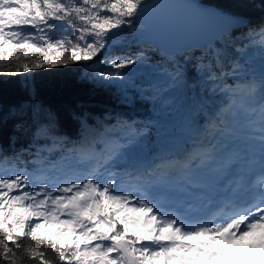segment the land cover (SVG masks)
I'll return each mask as SVG.
<instances>
[{
    "label": "snow or ice",
    "instance_id": "1",
    "mask_svg": "<svg viewBox=\"0 0 264 264\" xmlns=\"http://www.w3.org/2000/svg\"><path fill=\"white\" fill-rule=\"evenodd\" d=\"M148 5L149 0H0V75L86 64L113 45L131 46L125 33L135 30ZM251 7L260 13L255 24L249 16L220 17L264 53V0H253ZM61 26L71 36L61 34ZM146 59L142 50L101 59L96 63L106 69L95 78L106 84L124 81L129 75L124 70ZM191 59L207 79L220 82L213 90L227 103L212 114L191 148L159 163L115 170L140 136L121 119L97 126L104 136L99 153L81 143L69 155L62 153L61 159L71 162L67 171L55 162L45 168L43 153L65 146L53 114L36 102L11 113L21 117L17 128L30 131L31 140L11 155L0 148V166L8 168L0 173V264L26 259L33 264H264V73L259 83L228 84V77L239 78L244 69L236 62L225 70L223 45H207ZM27 114L31 126L23 119ZM241 116L245 128L238 130L234 125ZM90 134L88 120H82L81 141ZM235 140L245 145L244 156L237 157L245 170L258 159L254 183L246 184L244 171L232 175L241 166L229 155ZM25 154L33 159L23 160ZM37 162L39 169H28ZM169 182L186 193L183 210L159 199V189ZM248 237L259 243L244 245Z\"/></svg>",
    "mask_w": 264,
    "mask_h": 264
},
{
    "label": "trees",
    "instance_id": "2",
    "mask_svg": "<svg viewBox=\"0 0 264 264\" xmlns=\"http://www.w3.org/2000/svg\"><path fill=\"white\" fill-rule=\"evenodd\" d=\"M213 4L228 14L249 16L255 24L259 21V10L253 9V0H202ZM258 2V0H257ZM61 26V34L71 36ZM231 33L237 39H231ZM125 39L132 42L131 46L117 44L107 52L98 54L94 60L76 63L67 67H56L49 70H30L20 75H0V148L11 155L27 146L31 140L30 131H21L17 123L21 119L11 113L21 105L36 102L43 105L53 114L57 132L65 137V146L58 151L43 153L55 162H61V155H69L74 145L81 141V121L88 120L90 128L101 126L102 122L123 119L131 123L140 133L138 144L129 153V158L121 161L115 169L122 172L123 167L130 169L139 159V150L147 155H156L166 144V122L170 118L183 116L191 126L200 132L207 128L208 120L227 103L223 93L214 91L219 81L207 79V73L198 67V61L191 59L198 55L202 48L167 55L144 42V29L139 19L135 21V30L126 32ZM223 45L227 49L225 70L232 63H240L244 71L239 78L228 77L227 83L254 81L259 83L262 72L256 65L264 64V53L257 46H249L239 35V30L231 28L213 46ZM144 51L147 59L143 64L125 69L129 73L124 81L114 80L111 84L95 78L106 65L96 63L111 56ZM238 50V51H237ZM155 72H165L169 80L163 84H151L146 80ZM238 104V103H237ZM31 126V115L23 117ZM113 129V128H111ZM112 131V130H110ZM99 139L96 140L98 142ZM178 147L183 142L176 141ZM85 145V144H84ZM100 146V144L98 143ZM104 146L101 148L103 149ZM74 155V154H73ZM23 160L33 159L25 154ZM37 164L28 163V169H39ZM123 166V167H122ZM7 168V166H5ZM23 167V165H20ZM24 264H33L25 260Z\"/></svg>",
    "mask_w": 264,
    "mask_h": 264
},
{
    "label": "water",
    "instance_id": "3",
    "mask_svg": "<svg viewBox=\"0 0 264 264\" xmlns=\"http://www.w3.org/2000/svg\"><path fill=\"white\" fill-rule=\"evenodd\" d=\"M220 14L228 13L202 0H149L139 23L144 42L169 55L214 45L232 28ZM168 78L165 72L153 73L146 81L162 84Z\"/></svg>",
    "mask_w": 264,
    "mask_h": 264
},
{
    "label": "rangeland",
    "instance_id": "4",
    "mask_svg": "<svg viewBox=\"0 0 264 264\" xmlns=\"http://www.w3.org/2000/svg\"><path fill=\"white\" fill-rule=\"evenodd\" d=\"M142 29L143 26L141 25ZM257 67L259 69L262 70V72L264 73V68L260 67L259 64L257 65ZM167 126L165 127V135H167V142L164 145V147L158 151L157 155L155 157H157V160H161L162 158H171V156L173 155H179V152L175 150L176 146L174 143V140H178V141H189L188 136L193 135V130L194 128H191V123H189L183 116L179 117V118H170L167 122H166ZM101 126L103 127H109L107 122H102ZM238 130H243L245 128V120L243 118V116H241L239 118V120L235 123L234 125ZM94 129L91 128V134L89 135L87 141H82L79 144L83 143H89L90 145L88 147H86V145H84L86 148H89V150H94L95 152L99 153L100 152V148L96 146V144L94 143L95 140L99 139L101 141H104V136L102 134H100L97 131V128L93 127ZM115 131V129H111L109 128V131ZM186 134V136H185ZM63 139H65V137H62ZM242 145H244V143L241 140H235L231 142V145L229 146L232 150L229 153V155H234L235 152L233 149L235 148H241ZM138 155H144V150L140 149ZM140 159V158H139ZM49 162H55L52 161L51 159H49ZM48 162V163H49ZM139 162V160H138ZM57 167L58 169H64L65 171H67L68 167L71 166V162L69 161H63L62 163H57ZM44 166H47V164H45ZM46 168V167H45ZM8 171V168H6L5 166H0V173L6 174ZM57 174H61V173H57ZM245 245H251V244H258L259 243V239L258 238H253V241H245ZM247 253H241V256H246ZM237 264H239V261L237 262Z\"/></svg>",
    "mask_w": 264,
    "mask_h": 264
},
{
    "label": "bare ground",
    "instance_id": "5",
    "mask_svg": "<svg viewBox=\"0 0 264 264\" xmlns=\"http://www.w3.org/2000/svg\"><path fill=\"white\" fill-rule=\"evenodd\" d=\"M187 149H189L188 146H183V147L182 146L181 147L176 146V148H175V150L178 151L180 154H183ZM57 161H62L63 162L65 160H57ZM122 169L124 170L125 167H123ZM130 169H132V167H130ZM167 194L171 195L172 191H170V193H167Z\"/></svg>",
    "mask_w": 264,
    "mask_h": 264
}]
</instances>
